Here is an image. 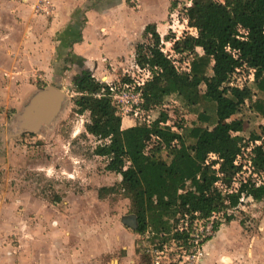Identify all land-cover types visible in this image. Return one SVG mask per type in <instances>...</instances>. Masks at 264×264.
Wrapping results in <instances>:
<instances>
[{
  "label": "rangeland",
  "instance_id": "rangeland-1",
  "mask_svg": "<svg viewBox=\"0 0 264 264\" xmlns=\"http://www.w3.org/2000/svg\"><path fill=\"white\" fill-rule=\"evenodd\" d=\"M121 1L125 8L132 11V15L126 12V18L133 17V29L128 32L127 28L119 26L116 34L122 35L123 39L119 37L115 47L112 44L113 49L119 52L117 59H122L124 63L117 60L119 63L113 67L104 63L98 72L93 69V63L63 64L61 70H50L45 76L38 69V63H29V70L21 65V56L25 55L22 45L27 34L26 19L29 18L32 23L28 28L34 29L35 45L40 44L43 39L37 30L45 32V26L56 22L58 1L0 0V134L7 120L20 108L25 96L37 87L38 82L60 83L65 91L71 89L56 124L47 128L45 133L13 136L3 148L0 142V254H7V264H44L46 261L54 264L139 262L140 252H143L139 244H143L144 240L124 222L131 214V207L128 197L121 193L120 176L106 168L108 160L104 156L93 152L99 140L85 130V122L99 118V115L75 111L74 98L80 93L73 90V81L82 69L88 67L102 85L124 77L143 82L149 76V71L135 64L134 48L137 43L149 39L143 30L145 25L154 22L161 38L166 34L178 37L191 29L183 21V7L189 0ZM91 7L93 3L88 4V8ZM111 9L117 10L118 14L120 12L116 5ZM142 12L147 16V23H144ZM150 15L153 17L150 18ZM90 17L91 27L98 28L101 17L92 14ZM79 19L82 25H86V15H79ZM61 25L58 24L57 29ZM73 25L74 21L63 28L71 31ZM77 30L79 35L76 37L79 38L81 30ZM106 34L103 33V39L108 38ZM56 35L47 33L49 39H55ZM90 37V43H93L95 39ZM70 40L68 42L72 45L73 38ZM96 41L98 39L95 40V47ZM171 43L162 38V51L172 54L169 50ZM178 63L175 61V64ZM186 64L181 62L182 66ZM181 65V69L184 68ZM104 72L107 74L101 76ZM237 72L233 74L236 79L232 83L242 86L253 78L243 70ZM203 90L204 85L201 84L193 96L200 97ZM187 92H181V99L167 97L159 106L150 105L143 110L148 121H138L148 124L160 111L166 110L168 118L165 123L172 128L179 130L178 123L191 125L195 117L189 109L188 101L191 102V98L187 100ZM213 96L218 97L217 94ZM248 105L246 101L240 108L233 106L227 118L241 122L240 134L248 141L244 155H238L227 171L232 175V180L233 177L236 179L235 185H238V179L255 168L249 162L252 163L250 156L258 152L255 148L257 144L262 143L264 148V117H253V110ZM122 122L128 125L130 117L126 114ZM170 156L169 151H163L164 159L168 160ZM209 157L215 158V155ZM244 164L247 168H244ZM102 186H114V189L102 191L99 195L98 190ZM182 188L180 186V190ZM233 212L234 218L229 223L221 222L213 237L217 242L213 245L217 249L209 248L210 243L207 242L208 253L206 250L204 263L264 264V250L254 258V252L250 251L254 238L260 237L263 230L264 198L249 197ZM223 215L224 212L222 218ZM226 241L229 245H224ZM220 245L224 246L220 249ZM61 251L67 254L64 258Z\"/></svg>",
  "mask_w": 264,
  "mask_h": 264
},
{
  "label": "trees",
  "instance_id": "trees-1",
  "mask_svg": "<svg viewBox=\"0 0 264 264\" xmlns=\"http://www.w3.org/2000/svg\"><path fill=\"white\" fill-rule=\"evenodd\" d=\"M183 19L191 30L162 37L172 41V54L162 51L156 24L147 23L144 31L149 39L135 45L134 61L149 71L139 86L145 104L159 106L165 98L181 99V92L188 91L195 117L191 125L178 123L179 130L172 128L165 123L166 110L148 124L130 119L124 125L116 103L96 94L101 81L90 69H82L73 81V90L80 93L74 98L75 111L99 115L85 122L86 132L99 140L93 152L104 156L106 168L119 174L121 193L130 201L129 214L136 218L132 227L138 235L148 231V241L163 239L160 234L169 231L177 212L191 216L197 212L199 217L224 212L218 227L234 218L233 211L244 202L242 196L264 198L262 143L250 156L255 168L245 182L240 180L231 192L219 184L232 185L227 171L248 144L240 134L241 122L227 120L230 108H240L247 101L253 117H264V0H189ZM241 70L253 76L242 86L232 83L234 72ZM201 84L202 94L193 96ZM44 85L37 83V87ZM164 150L171 153L168 160ZM111 189L114 186H102L98 194ZM138 264H150L148 254L140 252Z\"/></svg>",
  "mask_w": 264,
  "mask_h": 264
},
{
  "label": "crops",
  "instance_id": "crops-1",
  "mask_svg": "<svg viewBox=\"0 0 264 264\" xmlns=\"http://www.w3.org/2000/svg\"><path fill=\"white\" fill-rule=\"evenodd\" d=\"M56 1H58V6H57L58 16L56 18V22H53L47 27L45 26V28L47 29V31L45 32L44 30L43 32L37 30L38 34L41 35L43 39L40 44L35 45L36 39L33 36L34 29L28 28L31 27L32 23L29 18L26 19L27 34L23 39V45H22V49L25 55L22 54L21 56V65L22 67L23 65H25L24 68L25 70H29V63L31 62L35 64L38 63L39 66L38 69L42 70L45 76L48 75L50 70L51 71H57V69L61 70L63 64L70 65V63L80 62L83 65L87 63L88 64L93 63L94 64L93 69H95V72H98L99 70H101L104 63H109L111 67H113V65L116 66L117 63H119L118 61L120 60L122 63H124L122 59L120 60L117 59L118 51L116 49H113L116 45V41L119 42L118 39L120 38L123 39L122 35L118 34L117 36L116 30L117 31L120 30L119 26L122 25L123 28L125 29L127 28L126 30L130 32L129 29L131 28L133 29V17L126 18L127 15L126 12L128 11V13L129 14L131 13L130 15H132V11L125 8L122 5L121 0H95V1L94 0H56ZM89 3H93V7L88 8ZM186 4L188 5L189 2H187ZM113 5H116L120 9L119 14L117 10L111 9ZM91 14L101 17L102 21L101 24L98 26V28L91 27L90 25ZM142 14L144 16L143 18L145 19L144 23H147L146 14L144 12H142ZM79 15H86L88 17V20L86 21V25L81 24ZM152 17L153 16L150 15V18ZM73 21H74V25L72 28L74 31L73 30L66 31L63 27L67 26ZM183 21L186 22V20L184 19ZM58 24H62L61 25L62 29L61 28L57 29ZM78 28L81 30V37H79L81 39L76 37L77 35H79L77 34ZM50 32L57 34L55 36V39L54 38L49 39L50 37L47 36V33ZM103 33H107L105 36H108V38L103 39L104 37ZM90 35L94 37L93 39L95 40L98 39V41H96V47H95V40L92 41L93 43H90L91 41ZM113 36L116 37L113 38ZM71 38H73L72 45L68 42L71 41L70 40ZM75 38H77V40H75ZM87 41H89V44H87L88 43ZM112 44L114 45V47L112 46ZM17 49L21 50L20 48ZM14 51H16V49ZM108 69L109 68L106 69L107 72ZM105 74L107 73L104 72V74H101V76ZM93 75L95 76L96 74L94 73ZM261 223H262L261 228L263 229L261 231V235L260 237L254 238L253 244L250 246V251L254 252L253 253L254 256H252V258H254L256 254H259L264 250V217L261 219ZM218 228L219 226L217 227L215 234L217 233ZM212 238L208 240L210 243L209 248L211 247L215 251L217 247L216 245H213V243L217 244V242H215L216 241L215 238L213 239ZM225 244L229 245L228 241L224 242V245ZM222 246L220 245V249L222 248ZM206 250L208 253L207 243L205 246V252ZM61 254L63 258L67 255V254H63L62 251ZM6 256H4V254L3 255L0 254V264H7ZM204 262H205V256L201 264L207 263ZM44 264H54V263L52 261H46ZM249 264H258V262H250Z\"/></svg>",
  "mask_w": 264,
  "mask_h": 264
},
{
  "label": "built area",
  "instance_id": "built-area-1",
  "mask_svg": "<svg viewBox=\"0 0 264 264\" xmlns=\"http://www.w3.org/2000/svg\"><path fill=\"white\" fill-rule=\"evenodd\" d=\"M142 83L123 79L111 80L107 81L104 85L101 84L96 94L109 96L116 103L118 115H120L122 121L123 116L127 114L130 119H133L137 123H142L138 120L148 121L147 116L143 115L145 113L143 110L149 107L148 104H145L141 89L139 88ZM143 123L145 124V122ZM243 166L247 168L245 164ZM250 171L251 169L249 173ZM246 175L238 179V184L240 180L246 181ZM254 176L256 175L254 174ZM235 182L236 179L233 177L231 186H226L222 182H219V184L223 185L224 190L231 192L236 190L235 188L238 186L235 185ZM247 199L248 197L242 196L240 201ZM193 215L177 212L174 215L175 217L169 231L160 234L163 236V239L156 237L153 241H148V231L141 235L144 243L139 245L142 251L148 254L150 264L202 263L206 253V243L214 236L217 229L216 222L222 219V214L213 211L205 217L197 216V212L193 213Z\"/></svg>",
  "mask_w": 264,
  "mask_h": 264
},
{
  "label": "water",
  "instance_id": "water-1",
  "mask_svg": "<svg viewBox=\"0 0 264 264\" xmlns=\"http://www.w3.org/2000/svg\"><path fill=\"white\" fill-rule=\"evenodd\" d=\"M70 91L71 89L65 91L58 83H47L32 89L21 102L20 108L7 120L5 127L1 130L2 148L13 136L31 132L45 133L47 128L53 127L64 109ZM124 222L135 226L136 218L130 215Z\"/></svg>",
  "mask_w": 264,
  "mask_h": 264
}]
</instances>
